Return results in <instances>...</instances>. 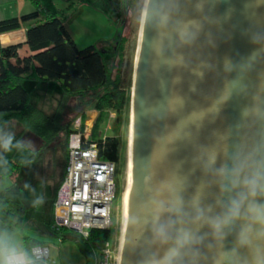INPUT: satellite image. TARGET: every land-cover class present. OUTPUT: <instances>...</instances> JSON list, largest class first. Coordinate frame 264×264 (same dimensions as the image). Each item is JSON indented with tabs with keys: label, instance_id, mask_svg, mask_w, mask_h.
<instances>
[{
	"label": "water",
	"instance_id": "1",
	"mask_svg": "<svg viewBox=\"0 0 264 264\" xmlns=\"http://www.w3.org/2000/svg\"><path fill=\"white\" fill-rule=\"evenodd\" d=\"M117 264H264V0H144Z\"/></svg>",
	"mask_w": 264,
	"mask_h": 264
},
{
	"label": "trees",
	"instance_id": "2",
	"mask_svg": "<svg viewBox=\"0 0 264 264\" xmlns=\"http://www.w3.org/2000/svg\"><path fill=\"white\" fill-rule=\"evenodd\" d=\"M28 1L33 6L32 10L0 19V34L25 25V44L29 49L27 55L21 56L20 43L0 46V132H4L6 125L13 120L20 125L21 131L7 134L10 141L24 145L26 132L29 131L45 144L55 139L62 129L67 158V137L71 132V123L80 114L84 118L85 109L91 105L98 111L91 139L98 143L102 158L117 162L120 145L117 129L127 100L121 71L125 38H118L108 51L111 53L108 58L93 45L79 48L63 19L61 9H48L41 0ZM36 82L40 83V88L34 90L33 84ZM42 88L54 90L60 96L51 112L44 111L32 99V90L37 96L42 95L39 93ZM71 98L76 102L73 107L69 105L68 109L75 114L64 125L61 117L68 110L67 103ZM108 109L116 113L112 128L114 134L101 138L99 125ZM20 166L21 162L14 156L0 155V180L16 174ZM15 185L16 181L4 188L0 195V221L4 227L12 225L21 228L26 216L20 191L13 190ZM47 226L56 238L72 241L84 256L85 264H93L103 242L112 237L111 228L90 229L86 237L66 228L56 230L53 227V214H50ZM22 243L25 255L30 257L31 248L46 244V241L22 236Z\"/></svg>",
	"mask_w": 264,
	"mask_h": 264
},
{
	"label": "rangeland",
	"instance_id": "3",
	"mask_svg": "<svg viewBox=\"0 0 264 264\" xmlns=\"http://www.w3.org/2000/svg\"><path fill=\"white\" fill-rule=\"evenodd\" d=\"M48 9H61L63 19L73 36L76 45L83 48L88 45L97 47L108 58V53L120 36L125 38L122 53L123 86L127 92L125 110L117 134L120 139L119 157L117 161L116 185L117 197L111 203V227L112 240L116 247V255H119V248L122 236L124 217V196L128 183L129 173V143H130V95L131 83L134 68V59L137 52L139 27L141 22L144 0H41ZM32 9V8H31ZM117 61V60H116ZM110 68V67H109ZM110 70V69H109ZM48 86V85H47ZM47 88V87H46ZM42 95H35L32 90V99L44 111L51 112L60 99L59 94L54 90L42 88ZM75 99H69V105H75ZM93 106L85 110L91 111ZM91 113V112H90ZM75 114L73 110H65L62 114L61 123L67 121ZM98 111L93 115L96 118ZM92 115V113H91ZM116 113L108 109L99 125L101 138L114 134L113 124ZM94 123V121H93ZM79 125V117H75L71 127ZM21 127L16 121H10L4 132H0V155L14 156L21 162L19 171L11 177H4L0 180V195L4 188L11 186L16 181L15 189L20 191L21 200L26 207V216L22 227H4L0 221V246L5 244L14 246L15 252L24 250L22 236H33L44 239L50 247L51 259L59 263L54 255L52 247L58 244L47 221L53 208V195L57 191L63 176L66 153L64 147V131L60 129L55 139L42 144L40 139L33 133L26 132L24 145L10 141L7 134L17 133ZM17 200V198H15ZM65 245L75 246L67 240ZM78 252V250L76 249ZM117 259L113 264H117ZM38 262L36 264H46ZM0 264H6V260L0 254Z\"/></svg>",
	"mask_w": 264,
	"mask_h": 264
},
{
	"label": "built area",
	"instance_id": "4",
	"mask_svg": "<svg viewBox=\"0 0 264 264\" xmlns=\"http://www.w3.org/2000/svg\"><path fill=\"white\" fill-rule=\"evenodd\" d=\"M92 111V110H91ZM85 110L79 125L71 127L67 137V158L64 174L53 199V227L66 228L83 237L90 229L112 227L111 203L117 197V162L100 156L98 143L91 139L93 115ZM114 240L103 242L93 264H113L117 259ZM50 249L35 245L31 255L24 252L6 255V264L46 262Z\"/></svg>",
	"mask_w": 264,
	"mask_h": 264
},
{
	"label": "crops",
	"instance_id": "5",
	"mask_svg": "<svg viewBox=\"0 0 264 264\" xmlns=\"http://www.w3.org/2000/svg\"><path fill=\"white\" fill-rule=\"evenodd\" d=\"M33 9L32 4L28 0H0V19L10 17V16H19L22 13L28 12ZM25 25L21 28L1 33L0 34V46L12 45L20 43L21 47L19 49V54L21 56L27 55L29 49L25 44ZM40 88V83L36 82L33 84V89L36 90ZM96 109H92L91 113L94 115ZM58 244L53 245L52 250L55 256L58 257L59 263L53 258L47 261L46 264H85V259L82 253L79 251L77 246L65 245V241L60 239L57 240ZM48 245V243H46ZM49 247V245H48ZM14 246L5 244L3 248L0 246V254L4 258L10 253H19L13 250ZM50 249V247H49ZM78 250V252L76 251ZM24 252V251H21ZM38 262H30L29 264H36Z\"/></svg>",
	"mask_w": 264,
	"mask_h": 264
},
{
	"label": "bare ground",
	"instance_id": "6",
	"mask_svg": "<svg viewBox=\"0 0 264 264\" xmlns=\"http://www.w3.org/2000/svg\"><path fill=\"white\" fill-rule=\"evenodd\" d=\"M130 186H131V133H130V143H129V173H128V183H127V188H126L125 196H124V217H123V226H122V231L123 232H124L126 218H127V213H128V202H129ZM123 232H122V236H123ZM122 236H121V241H122ZM118 252H119V250H118ZM118 258H119V255L117 254V260H118Z\"/></svg>",
	"mask_w": 264,
	"mask_h": 264
}]
</instances>
